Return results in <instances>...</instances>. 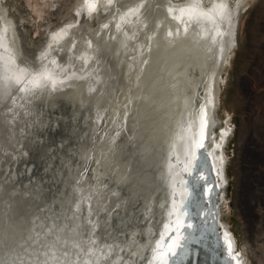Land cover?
Segmentation results:
<instances>
[{"label": "bare ground", "instance_id": "obj_1", "mask_svg": "<svg viewBox=\"0 0 264 264\" xmlns=\"http://www.w3.org/2000/svg\"><path fill=\"white\" fill-rule=\"evenodd\" d=\"M50 1L47 5L56 7ZM245 1L234 0V5L227 0L230 20H218L213 26L168 18L169 0H113L110 10L102 7L92 15L81 10L84 0H74L70 6L74 17L56 28L46 21L44 40L28 54L13 17L0 0V44L8 42L19 67L35 72L56 59L69 75L75 72L84 77L67 82L56 92L21 98L23 94L15 87H5L0 59V264H33L36 254L31 248L27 253L21 251L17 242L40 232L41 225H47L43 231H48L57 216L63 218L61 226L68 224L78 204L85 220L89 204L108 209L109 215L119 206L120 226L129 222L138 225L126 229L127 240L123 234L120 239L108 240L113 249L93 237L99 247L88 245L95 255H85L84 260L120 264L119 258L124 256L127 264H140L141 259L147 264L152 258L151 247L159 238L156 233L169 219L173 199L179 207L190 192L188 219L192 224L200 221L199 228L210 227L216 217L220 256L229 257L234 264L222 240L227 233L232 255L238 252L240 264H252L248 249L237 247L223 219L227 207L224 147L231 128L228 120L223 123L217 115L221 73L235 44L237 9ZM101 2L107 4V0ZM185 2L171 0L177 6ZM142 3L139 13L125 15ZM92 20L95 26L88 23ZM5 22L12 26L8 33L3 31ZM216 27L222 36H217ZM61 28L66 34L53 42V33ZM176 28L180 35L169 38L167 32ZM49 45L55 51L49 50ZM46 50L50 55L41 61ZM3 52L0 47V56ZM205 113L210 134L205 148L210 155L195 147ZM218 126L217 135L213 129ZM20 162L25 168L19 170ZM206 185L217 186L211 196L204 194ZM166 202L167 207L161 208ZM137 203L141 215L134 219L128 206ZM126 208L128 216L124 217ZM180 215L184 219L183 212ZM77 224H82L79 218L72 227ZM193 228L194 224L180 235L193 237ZM78 239L86 241L88 236ZM128 253L136 258L128 259ZM53 256H59L56 249L49 250V264H55ZM197 259L193 253L187 264H195Z\"/></svg>", "mask_w": 264, "mask_h": 264}, {"label": "rangeland", "instance_id": "obj_2", "mask_svg": "<svg viewBox=\"0 0 264 264\" xmlns=\"http://www.w3.org/2000/svg\"><path fill=\"white\" fill-rule=\"evenodd\" d=\"M52 1L56 7L48 6L51 1L2 0L26 52L44 40L46 21L56 28L74 17L70 7L74 0ZM237 13L235 44L221 73L217 98L218 118L223 123L228 120L231 128L224 147L227 207L223 219L237 247L248 249L251 263L264 264V0H246ZM88 23L96 25L95 20ZM213 131L218 135L219 126ZM23 163L18 164L19 170Z\"/></svg>", "mask_w": 264, "mask_h": 264}, {"label": "snow or ice", "instance_id": "obj_3", "mask_svg": "<svg viewBox=\"0 0 264 264\" xmlns=\"http://www.w3.org/2000/svg\"><path fill=\"white\" fill-rule=\"evenodd\" d=\"M112 4L113 0H107L106 5H104L101 0H84L81 10L83 11L86 9L87 13L92 15L93 13H97L102 7H107L110 10ZM143 7L144 4L142 3L135 8H130L125 15H136ZM166 13L168 18L177 22H184L185 18H187L188 24L204 22L210 23L213 26L217 25L218 20L223 23L225 20H230L231 18V9L227 0H218V2L210 4H206L204 0H186L183 6L172 4L171 0H169ZM76 15H79V12L76 13ZM11 27L10 24L5 22L3 28L4 33H8ZM67 27L71 28L72 26L69 25ZM104 27L107 28L108 25L105 24ZM117 27H119V25H117ZM157 27H159V25ZM183 30L186 34L188 32V27L185 26ZM180 31V28H176L175 32L170 29L167 32V36L174 39L180 35ZM62 33L66 34L65 28H61L59 32L53 33L51 37L52 41L58 43V38L61 37ZM216 34L217 36L223 35L218 27H216ZM212 39L213 42H215V37H212ZM0 47H3L4 50L0 59L3 61L2 72L5 87H15L20 94H23L21 98L35 99L37 93L56 92L65 87L69 81L84 79L82 76H77L75 72L69 75L68 70L58 64L56 59L50 61L51 66H43L39 71L32 72L29 71L27 67L21 68L17 65L16 55L8 46V42L4 41L3 44H0ZM49 50L55 51L52 45H49ZM49 50L41 54V61L45 60L50 55ZM145 63H147V61H145ZM61 75L64 76V79H60ZM90 91L95 92L96 89H90ZM208 127L209 125L205 113L200 125V140L195 145L197 151H203L205 155H210V153L206 152L205 148L210 135L207 131ZM190 147L191 146H189V148ZM216 147H219V145ZM185 154L187 155V152ZM199 158L198 156L197 159ZM173 159H176L177 163H179L177 157H173ZM171 167L172 165H169V169H171ZM0 175H3V173H0ZM188 175H191V173H188ZM201 179L206 180L207 178L201 177ZM216 187V185H206L204 188L205 196H211ZM191 195L190 192L189 197L186 198L179 207L176 206L175 199H173L171 210L167 212V217L169 219L162 222V229L156 233L159 238L155 240V246L151 247L152 258L147 260V264H176L175 258L177 257L178 250L181 252L182 256L188 254L187 244L191 242L190 237L181 236L180 234L193 227L192 222L188 219V208ZM128 207L132 209L134 214L133 218L139 219L141 215L139 213V203L136 205H129ZM160 207H167V202ZM83 211L84 210H82L81 206L78 204L68 224L61 226L59 221L63 218L57 216L56 221L51 224L48 231H43L44 227H47V225L40 226V232H43L42 236L40 232H37L28 235L26 238L22 237L23 243L17 242V247L25 253H27L28 248L33 250L36 254L33 259V264H49V259L47 257L51 249H56L59 252V256L52 257V259L55 260V264H94V261H86L83 258L85 255H95L92 248L87 247L88 245L99 247L97 240L93 239V237H99L101 241L105 242L106 247L113 249V244L106 243L108 240L120 239L121 234L124 235V240H127L126 229L138 226L131 222L125 224L123 227L120 226L121 221H119L118 218L121 215V210L119 206L114 210L113 215H109L108 209H101L100 207L89 204L87 206L88 218L86 220ZM149 211H151V209H149ZM181 212L184 214V219H181ZM123 215L124 217L128 216L127 208L124 210ZM173 216H175V219H171ZM77 218L82 221V224H77L72 227ZM109 228L113 231L108 232L107 230ZM89 231L91 235H89ZM82 236H88V239L86 241L78 239ZM222 240L234 264H240V261L236 259L240 254L237 252L235 256L232 255V242L231 239L228 238L227 233L222 237ZM121 242L123 243L124 241ZM121 252H124V249H121ZM42 255L44 256L43 259L41 258ZM135 258V254L128 253V259L134 260ZM119 259L120 264H127V260L124 256H121ZM21 264H24V262L22 261ZM105 264H109V261L106 260ZM140 264H144V259L140 260Z\"/></svg>", "mask_w": 264, "mask_h": 264}, {"label": "water", "instance_id": "obj_4", "mask_svg": "<svg viewBox=\"0 0 264 264\" xmlns=\"http://www.w3.org/2000/svg\"><path fill=\"white\" fill-rule=\"evenodd\" d=\"M48 131L49 127L47 133ZM215 218L210 227L208 225V227L203 229L199 228L200 221L193 223L194 228L192 229V231H190V233L193 234V237H190L191 242L187 244L188 254L182 256L181 252L178 250L177 257L175 258V260L177 259L176 264H187L189 255L193 253H196L197 258H199V261L197 259L195 264H208L210 261H213L214 264H230V262L228 261L229 257L227 258L223 255L220 256L222 251L219 250L220 244L216 242V236L218 237V224L215 221ZM207 256H209L210 258L208 259Z\"/></svg>", "mask_w": 264, "mask_h": 264}]
</instances>
